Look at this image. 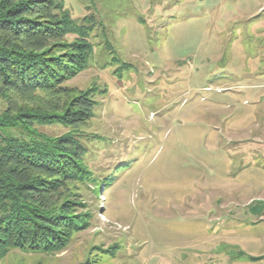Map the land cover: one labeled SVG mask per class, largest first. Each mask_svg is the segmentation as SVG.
Returning a JSON list of instances; mask_svg holds the SVG:
<instances>
[{
    "label": "rangeland",
    "instance_id": "rangeland-1",
    "mask_svg": "<svg viewBox=\"0 0 264 264\" xmlns=\"http://www.w3.org/2000/svg\"><path fill=\"white\" fill-rule=\"evenodd\" d=\"M55 1L86 28L87 67L60 88L91 116L0 140L77 138L89 177L56 195L82 222L0 264H264V0Z\"/></svg>",
    "mask_w": 264,
    "mask_h": 264
},
{
    "label": "trees",
    "instance_id": "trees-1",
    "mask_svg": "<svg viewBox=\"0 0 264 264\" xmlns=\"http://www.w3.org/2000/svg\"><path fill=\"white\" fill-rule=\"evenodd\" d=\"M58 4L0 2V96L12 102L0 118L1 131L27 129L35 122L73 126L91 116L84 94L60 88L86 69L91 45L86 28L75 25ZM67 34L76 40L61 43ZM64 46L70 52L60 55ZM40 92L47 97L44 102L32 96ZM31 137L25 141L5 135L0 140V260L14 248L61 249L74 223L80 227L82 222L67 213L66 202L58 204L56 193L68 182L88 179L81 161L85 150L73 136Z\"/></svg>",
    "mask_w": 264,
    "mask_h": 264
}]
</instances>
